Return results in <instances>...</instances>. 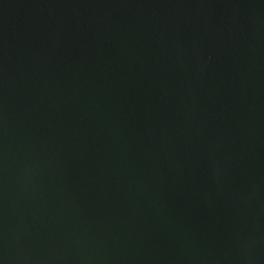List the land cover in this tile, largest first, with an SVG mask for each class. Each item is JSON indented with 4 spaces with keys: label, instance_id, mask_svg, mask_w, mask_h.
<instances>
[{
    "label": "water",
    "instance_id": "water-1",
    "mask_svg": "<svg viewBox=\"0 0 264 264\" xmlns=\"http://www.w3.org/2000/svg\"><path fill=\"white\" fill-rule=\"evenodd\" d=\"M0 264H264V0H0Z\"/></svg>",
    "mask_w": 264,
    "mask_h": 264
}]
</instances>
